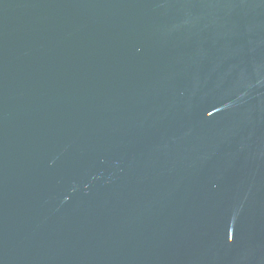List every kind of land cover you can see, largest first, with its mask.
Listing matches in <instances>:
<instances>
[{"label":"water","instance_id":"95a60500","mask_svg":"<svg viewBox=\"0 0 264 264\" xmlns=\"http://www.w3.org/2000/svg\"><path fill=\"white\" fill-rule=\"evenodd\" d=\"M0 264H264V0H0Z\"/></svg>","mask_w":264,"mask_h":264}]
</instances>
